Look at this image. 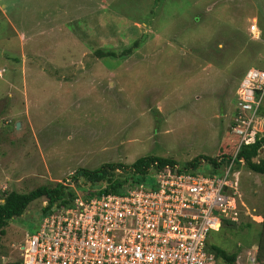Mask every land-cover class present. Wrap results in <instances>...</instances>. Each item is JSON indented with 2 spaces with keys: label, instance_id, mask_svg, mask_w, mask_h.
<instances>
[{
  "label": "rangeland",
  "instance_id": "374dc122",
  "mask_svg": "<svg viewBox=\"0 0 264 264\" xmlns=\"http://www.w3.org/2000/svg\"><path fill=\"white\" fill-rule=\"evenodd\" d=\"M251 66L264 68V0H0V202L57 182L88 195L97 188H77V169L145 155L212 171L203 158L234 145L238 84ZM235 171L241 217L210 241L239 250L237 264H259L264 176ZM47 202L10 220L0 264L21 259Z\"/></svg>",
  "mask_w": 264,
  "mask_h": 264
},
{
  "label": "built area",
  "instance_id": "2783aa9c",
  "mask_svg": "<svg viewBox=\"0 0 264 264\" xmlns=\"http://www.w3.org/2000/svg\"><path fill=\"white\" fill-rule=\"evenodd\" d=\"M249 31L260 37L256 20ZM263 103L264 68L251 66L238 84L233 154L216 166L218 172L166 163L149 183L125 193H77L28 234L20 246V264H216L208 249L210 234L224 220L241 217L235 169L246 163L239 157L241 147L255 144L264 132Z\"/></svg>",
  "mask_w": 264,
  "mask_h": 264
},
{
  "label": "trees",
  "instance_id": "16d2710c",
  "mask_svg": "<svg viewBox=\"0 0 264 264\" xmlns=\"http://www.w3.org/2000/svg\"><path fill=\"white\" fill-rule=\"evenodd\" d=\"M262 25V24H261ZM129 48L128 50H130ZM126 51V49L124 50ZM99 55L108 54L107 56H117L115 51L109 50L104 52L101 48L96 51ZM260 67V66H257ZM263 68V67H260ZM247 70V69H246ZM243 72L242 76L246 72ZM264 114V113H263ZM233 144H225L224 151H220L217 156L203 158L212 165L211 173L218 172L216 166L224 164L233 154ZM223 147L221 148V150ZM263 150L261 154L260 151ZM261 155V156H260ZM260 156V157H258ZM239 157H243L246 166L252 171L264 176V132L255 144L244 145L241 147ZM221 162H218V159ZM166 163L176 164V161L156 155H145L139 157L132 164L108 162L102 164L96 169H87L80 167L74 173L72 178L77 183V188H97L96 192L86 194L85 196H99L104 193H125L129 188L140 184L149 183L152 180V174L158 168ZM200 160L196 159L189 163L188 167H198ZM77 195V190L64 182H57L54 185L44 184L27 192L16 190L7 191L1 196L4 201L0 202V243L6 233V227L14 216H21L29 205L42 197H46L48 202L41 208V219L55 206L70 204ZM84 195V194H83ZM263 220L260 223L258 232L256 261L264 264V207L262 211ZM228 225H236V222L226 220ZM208 249L215 254L216 264H237L239 250L229 251L221 245L212 243L209 240ZM21 260L12 264H20ZM11 264V263H10Z\"/></svg>",
  "mask_w": 264,
  "mask_h": 264
},
{
  "label": "crops",
  "instance_id": "0c3cea01",
  "mask_svg": "<svg viewBox=\"0 0 264 264\" xmlns=\"http://www.w3.org/2000/svg\"><path fill=\"white\" fill-rule=\"evenodd\" d=\"M254 20L257 21V18L251 19V23H252ZM257 24H258V21H257ZM248 28H249V27H248ZM259 29H260V28H259ZM248 30H249V29H248ZM260 31H261V30H260ZM249 32H250V31H249ZM260 35H261V34H260ZM252 38H254V39H259L260 37H259V38H256V37H253V36H252Z\"/></svg>",
  "mask_w": 264,
  "mask_h": 264
},
{
  "label": "water",
  "instance_id": "95a60500",
  "mask_svg": "<svg viewBox=\"0 0 264 264\" xmlns=\"http://www.w3.org/2000/svg\"><path fill=\"white\" fill-rule=\"evenodd\" d=\"M19 126H20V122L17 123V127H19Z\"/></svg>",
  "mask_w": 264,
  "mask_h": 264
},
{
  "label": "clouds",
  "instance_id": "9594fccd",
  "mask_svg": "<svg viewBox=\"0 0 264 264\" xmlns=\"http://www.w3.org/2000/svg\"><path fill=\"white\" fill-rule=\"evenodd\" d=\"M177 164V163H176ZM246 164V163H245ZM221 229V228H220ZM256 257V256H255Z\"/></svg>",
  "mask_w": 264,
  "mask_h": 264
}]
</instances>
